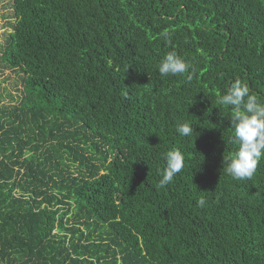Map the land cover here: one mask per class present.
<instances>
[{
    "label": "trees",
    "instance_id": "obj_1",
    "mask_svg": "<svg viewBox=\"0 0 264 264\" xmlns=\"http://www.w3.org/2000/svg\"><path fill=\"white\" fill-rule=\"evenodd\" d=\"M10 5L0 264H264V159L251 180L224 173L237 146L217 102L237 78L264 102V0ZM169 51L189 73L160 77ZM170 148L185 167L161 188Z\"/></svg>",
    "mask_w": 264,
    "mask_h": 264
},
{
    "label": "clouds",
    "instance_id": "obj_2",
    "mask_svg": "<svg viewBox=\"0 0 264 264\" xmlns=\"http://www.w3.org/2000/svg\"><path fill=\"white\" fill-rule=\"evenodd\" d=\"M167 41L169 33L164 30L160 33ZM160 77L177 76L189 73L190 64L174 51L167 52L157 66ZM191 75L187 79L191 80ZM218 104L228 109L227 117L232 129L231 143L237 150L223 156V171L233 180H251L257 171L259 162L264 159V102L250 93L249 87L239 78L228 86L226 92L218 97ZM176 132L181 137H191L194 128L187 122L176 125ZM164 167L160 171L158 186L163 188L173 182L174 177L185 167V157L179 148H170L163 153ZM206 198L196 199V206L204 208Z\"/></svg>",
    "mask_w": 264,
    "mask_h": 264
},
{
    "label": "rangeland",
    "instance_id": "obj_3",
    "mask_svg": "<svg viewBox=\"0 0 264 264\" xmlns=\"http://www.w3.org/2000/svg\"><path fill=\"white\" fill-rule=\"evenodd\" d=\"M11 0H0V30L9 29V27H1L4 20L1 17L2 14L9 15L12 12L10 5ZM20 87V79L18 73L14 70L5 69L3 70L0 61V92L4 94L12 93L14 95L18 94V89ZM6 100V99H5Z\"/></svg>",
    "mask_w": 264,
    "mask_h": 264
}]
</instances>
